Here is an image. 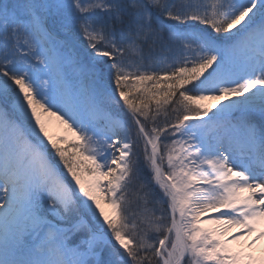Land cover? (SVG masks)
I'll use <instances>...</instances> for the list:
<instances>
[{
    "label": "snow or ice",
    "instance_id": "obj_1",
    "mask_svg": "<svg viewBox=\"0 0 264 264\" xmlns=\"http://www.w3.org/2000/svg\"><path fill=\"white\" fill-rule=\"evenodd\" d=\"M0 264H264V0H0Z\"/></svg>",
    "mask_w": 264,
    "mask_h": 264
},
{
    "label": "bare ground",
    "instance_id": "obj_2",
    "mask_svg": "<svg viewBox=\"0 0 264 264\" xmlns=\"http://www.w3.org/2000/svg\"><path fill=\"white\" fill-rule=\"evenodd\" d=\"M62 129V127H61V125L59 124V122H57L56 120H55V118H53V123H52V125H51V131L53 132V133H59V130H61ZM257 254H259V252L257 253Z\"/></svg>",
    "mask_w": 264,
    "mask_h": 264
},
{
    "label": "rangeland",
    "instance_id": "obj_3",
    "mask_svg": "<svg viewBox=\"0 0 264 264\" xmlns=\"http://www.w3.org/2000/svg\"><path fill=\"white\" fill-rule=\"evenodd\" d=\"M205 103H208V102H205ZM62 127V129L61 130H59V133H62L63 131H64V128H63V126H61Z\"/></svg>",
    "mask_w": 264,
    "mask_h": 264
}]
</instances>
